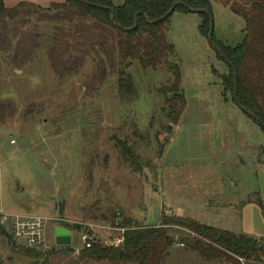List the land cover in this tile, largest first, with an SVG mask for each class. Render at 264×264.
I'll use <instances>...</instances> for the list:
<instances>
[{
  "label": "rangeland",
  "instance_id": "rangeland-1",
  "mask_svg": "<svg viewBox=\"0 0 264 264\" xmlns=\"http://www.w3.org/2000/svg\"><path fill=\"white\" fill-rule=\"evenodd\" d=\"M21 1L2 0L8 9ZM30 1L47 10L62 0ZM209 2L215 39L235 46L243 19ZM52 11L0 20V264H126L81 257V234L110 247L116 221L155 226L161 212L239 234L247 200L248 220L264 237L255 203L264 205V131L223 92L217 75L228 68L197 31L200 16L173 11L165 32L176 48L171 67L132 63L125 74L133 93L120 95L115 30ZM26 35L35 38L31 55ZM175 64L180 82L170 94ZM31 215L47 220L44 245L32 249L9 229L12 217ZM58 227L71 232L64 253L54 242ZM168 229L173 238L187 232ZM23 249L33 250L30 260ZM160 264L216 262L174 244Z\"/></svg>",
  "mask_w": 264,
  "mask_h": 264
},
{
  "label": "trees",
  "instance_id": "trees-1",
  "mask_svg": "<svg viewBox=\"0 0 264 264\" xmlns=\"http://www.w3.org/2000/svg\"><path fill=\"white\" fill-rule=\"evenodd\" d=\"M220 1L224 6H228L233 14L243 19L244 26L243 38L235 46L226 45L216 40L213 35V45L220 52L211 44L210 46L228 68L226 73H219L217 76L222 81L223 92L231 93L234 103L233 86L234 78L236 79L239 104L254 114L264 126V2L246 0L245 4H240L236 0ZM176 2H181L184 6L178 5L174 11L189 12L186 7L202 11L197 13L200 16L197 31L207 38L208 13L211 14L209 0H124L120 5H114L111 0H62L58 3L51 2L47 10L29 0L18 2L8 9L0 0V20L10 19L17 13L26 18L29 14L46 12L48 15L47 12L55 10L75 13L83 20L93 19L103 26L113 28L118 34L116 50L120 69L117 89L120 95H124L133 93L131 78L125 74V69L132 63H137L143 69L153 70L160 65L169 66L176 48L166 38L165 32L171 15L166 14ZM26 36L24 40L28 38L32 43L27 51L31 55V51L36 47L35 38ZM52 66L55 67V72H58L55 63L52 62ZM171 70L174 82L167 88L170 94L178 89L180 82L177 64ZM212 71L216 73L214 69ZM163 90L166 92V88ZM254 122L264 131L263 126L256 120ZM255 203L260 207L264 220V205L261 199L258 198ZM118 225L125 228L121 246L107 247L96 241L91 248L82 250L81 257L126 264H160L165 259L168 248L179 244L185 250L194 251L204 260L216 264H264V239L253 238L244 233L222 231L200 224L189 217L176 214L166 216L161 212L159 224L155 226L133 224L128 219H121ZM168 226L180 227L188 233L173 238ZM66 247L64 246L63 253ZM33 253V250H22V254L29 260Z\"/></svg>",
  "mask_w": 264,
  "mask_h": 264
},
{
  "label": "built area",
  "instance_id": "built-area-1",
  "mask_svg": "<svg viewBox=\"0 0 264 264\" xmlns=\"http://www.w3.org/2000/svg\"><path fill=\"white\" fill-rule=\"evenodd\" d=\"M15 140H11L10 144L13 145ZM120 217H118L119 220ZM6 219V216H3ZM117 219V218H116ZM121 220V219H120ZM45 220L39 216H15L11 218L10 222V235L15 243L21 244L27 248L42 247L45 243ZM119 222H115L111 227V234L109 235L110 247H118L123 244V234L125 228L118 225ZM81 242L84 248H91L93 243L96 242V238L87 232H84L80 236ZM182 246V245H181Z\"/></svg>",
  "mask_w": 264,
  "mask_h": 264
},
{
  "label": "water",
  "instance_id": "water-1",
  "mask_svg": "<svg viewBox=\"0 0 264 264\" xmlns=\"http://www.w3.org/2000/svg\"><path fill=\"white\" fill-rule=\"evenodd\" d=\"M184 6L181 2H176V3H174L173 5H172V7L170 8V10L167 12V14H166V16L167 15H170L173 11H174V9H175V7H177V6ZM187 8V10L189 11V12H193V13H201L202 11H200V10H196V9H191V8H188V7H186ZM208 16H209V28H208V35H207V39H208V41H209V43L213 46V47H215L214 45H213V19H212V15L211 14H209L208 13ZM135 21H136V19H135ZM216 48V47H215ZM217 49V48H216ZM218 50V49H217ZM218 52H220L219 50H218ZM169 66H171L172 65V63H170L169 62V64H168ZM233 95H234V100H235V105H237L238 106V108L241 110V111H243L245 114H247L249 117H251V119L253 118L254 120H256L261 126H263L262 125V123L257 119V117L254 115V114H251L248 110H245L240 104H239V102H238V100H237V95H236V79L234 78V86H233ZM264 127V126H263ZM46 206H48V207H50L51 208V206H53L54 205V202H45L44 203ZM70 241H71V238H70V231L69 230H67V229H65V228H56V230H55V243L57 244V245H61V246H64V245H69L70 244Z\"/></svg>",
  "mask_w": 264,
  "mask_h": 264
},
{
  "label": "crops",
  "instance_id": "crops-1",
  "mask_svg": "<svg viewBox=\"0 0 264 264\" xmlns=\"http://www.w3.org/2000/svg\"><path fill=\"white\" fill-rule=\"evenodd\" d=\"M219 187L221 188V186H218L215 190H212V192H208L207 195H209V196H215V195L219 194L220 193V188ZM247 201H243V202H241L242 204H240V206L243 209L239 213L240 214V221L242 220L241 223L243 222L242 224H244V227H243V229L241 231L244 234H247V235H254L255 237H253V238H262V239H264V237L259 236L258 232L256 231L258 228L256 226H253L252 224H250V222L248 220V216H247L246 211H245L246 210L245 208H247V207H244V206H248L249 205L248 204L249 202H247ZM224 206H226V205H224ZM228 206H229V204H228ZM212 227H214V226H212ZM214 228H216V227H214ZM217 229L222 230L221 228H218V227H217ZM226 231H228V230H226ZM70 238H71V232H70ZM54 242H55V234H54Z\"/></svg>",
  "mask_w": 264,
  "mask_h": 264
}]
</instances>
